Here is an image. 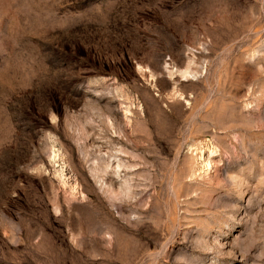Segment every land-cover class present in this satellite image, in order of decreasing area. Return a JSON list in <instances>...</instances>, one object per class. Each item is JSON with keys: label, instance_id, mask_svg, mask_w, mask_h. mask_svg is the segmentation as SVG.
Returning a JSON list of instances; mask_svg holds the SVG:
<instances>
[{"label": "rangeland", "instance_id": "obj_1", "mask_svg": "<svg viewBox=\"0 0 264 264\" xmlns=\"http://www.w3.org/2000/svg\"><path fill=\"white\" fill-rule=\"evenodd\" d=\"M0 264H264V0H0Z\"/></svg>", "mask_w": 264, "mask_h": 264}, {"label": "bare ground", "instance_id": "obj_2", "mask_svg": "<svg viewBox=\"0 0 264 264\" xmlns=\"http://www.w3.org/2000/svg\"><path fill=\"white\" fill-rule=\"evenodd\" d=\"M115 136H116V135H115ZM119 154H120V153H119ZM103 159H104V158H103ZM109 161H110V160H109ZM120 163H121V162H117L116 165H114L115 167L113 166L114 168L117 169V171L115 172L116 177H119V175H120V171H122V170H121V167H122L123 165L120 164ZM95 174H96V173H95ZM108 174H109V173H108ZM112 175H113V174H112ZM115 175H114V176H115ZM107 176H108V175H107ZM109 176H110V175H109ZM116 177H115V178H116Z\"/></svg>", "mask_w": 264, "mask_h": 264}]
</instances>
